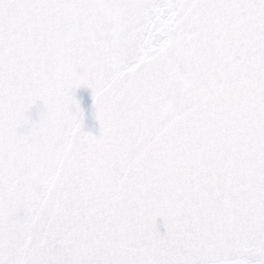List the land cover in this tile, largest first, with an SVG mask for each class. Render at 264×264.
<instances>
[{"label":"snow or ice","instance_id":"1","mask_svg":"<svg viewBox=\"0 0 264 264\" xmlns=\"http://www.w3.org/2000/svg\"><path fill=\"white\" fill-rule=\"evenodd\" d=\"M0 264H264V0H0Z\"/></svg>","mask_w":264,"mask_h":264},{"label":"water","instance_id":"2","mask_svg":"<svg viewBox=\"0 0 264 264\" xmlns=\"http://www.w3.org/2000/svg\"><path fill=\"white\" fill-rule=\"evenodd\" d=\"M76 98L80 101V106L84 111V131L98 136L100 134V123L95 118V108L91 89L86 87L77 89ZM39 113L40 108L34 106L30 113L31 118L33 120H39ZM158 224H160L161 232H165L166 230L163 228V222L158 221Z\"/></svg>","mask_w":264,"mask_h":264}]
</instances>
